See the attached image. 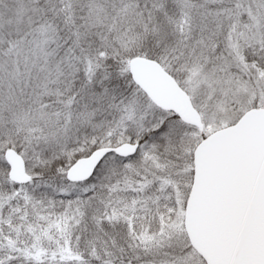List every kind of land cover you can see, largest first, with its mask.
Instances as JSON below:
<instances>
[{
	"label": "snow or ice",
	"instance_id": "snow-or-ice-1",
	"mask_svg": "<svg viewBox=\"0 0 264 264\" xmlns=\"http://www.w3.org/2000/svg\"><path fill=\"white\" fill-rule=\"evenodd\" d=\"M0 264H264V0H0Z\"/></svg>",
	"mask_w": 264,
	"mask_h": 264
}]
</instances>
